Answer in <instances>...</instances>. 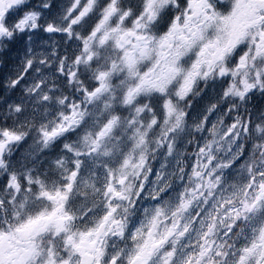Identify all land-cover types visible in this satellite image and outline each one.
Returning <instances> with one entry per match:
<instances>
[{"label": "snow or ice", "instance_id": "1", "mask_svg": "<svg viewBox=\"0 0 264 264\" xmlns=\"http://www.w3.org/2000/svg\"><path fill=\"white\" fill-rule=\"evenodd\" d=\"M0 264H264V0H0Z\"/></svg>", "mask_w": 264, "mask_h": 264}]
</instances>
